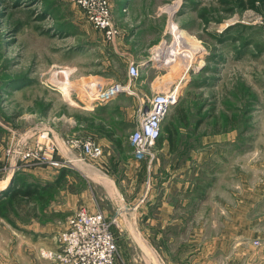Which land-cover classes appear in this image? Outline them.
<instances>
[{
    "label": "rangeland",
    "instance_id": "1",
    "mask_svg": "<svg viewBox=\"0 0 264 264\" xmlns=\"http://www.w3.org/2000/svg\"><path fill=\"white\" fill-rule=\"evenodd\" d=\"M107 2L119 29L112 40L70 0H0V264H58L42 249L58 253L60 232L51 231L86 208L85 195V210L102 211L109 222L115 264L119 243L135 245V256L143 255L139 246L165 244L164 237L118 234L122 206L111 200L147 196L150 180L181 161L193 184L198 172L205 194L189 232L202 228L206 244L243 249L264 229V0ZM176 36L173 55L151 60ZM133 62L143 64L132 93L95 102L98 91L129 82ZM175 88L151 163L135 158L128 137L142 101ZM56 134L72 146L74 162L57 153ZM88 138L105 144L97 160L82 153ZM47 139L54 151L39 149ZM67 165L72 170L56 177L42 170ZM28 184L38 192L8 197ZM260 246L252 244L254 258Z\"/></svg>",
    "mask_w": 264,
    "mask_h": 264
},
{
    "label": "crops",
    "instance_id": "2",
    "mask_svg": "<svg viewBox=\"0 0 264 264\" xmlns=\"http://www.w3.org/2000/svg\"><path fill=\"white\" fill-rule=\"evenodd\" d=\"M123 9H125V7L122 8V10ZM85 109L88 110V108ZM102 130H104V128H102ZM60 136V134L55 135L59 147V152L57 153H60L62 155L61 157L67 162H74L76 155L71 150L72 146L70 147V144H65L63 139H60ZM99 141L100 145L101 143L105 145L102 139H99ZM165 152L167 153L168 151ZM130 156L132 157L131 150ZM203 158V154L197 155V161L199 163H203ZM56 159L59 161L62 160L61 158ZM158 161L159 160L156 158L155 161H153L154 163L149 165L150 171L152 170L155 172L157 167H159ZM181 162L178 169L168 171L162 180L159 179L157 181L156 178L150 180L147 196L139 197L135 195V198H125L120 195L118 198L112 197V203L122 206L119 208L121 211L120 218L122 220L120 219V224L122 232H118V234H123L125 236H137L140 234L151 236L152 238H165V244L152 243L149 247L139 246L137 249H140V253L143 254L140 256L132 254L136 249L133 248L136 247L135 245L119 243L116 263L264 264V246H260L262 254L254 258L252 243L251 245H246L243 249L236 245H222L221 243L206 244L204 240V229L195 228L191 229L190 232L187 230L188 222L194 220V216L198 215L200 206L204 204L205 194L201 186L199 192L198 172L196 176L197 182L193 184L189 181V173L184 169L185 166H183L184 163L189 166L188 163L186 161ZM68 165L65 169L60 167H42V170L52 173L55 175L54 177H56L62 170H66V172L72 170L71 168H73V166L71 167ZM89 166L92 167V165ZM89 169L90 168H88V171H90ZM81 202V205L83 204L88 208V196L85 195ZM64 228L65 224L61 222L60 225L55 226V230L53 229L51 232H61ZM128 229L133 232L129 231L128 233ZM174 229L178 231L177 236L180 237L178 240L173 238L175 236ZM135 230H137V232H135ZM141 231H144V233H141ZM199 234H201L200 238H202L200 239V243H191L190 245L187 243L188 241L192 242L194 240L193 237L199 241ZM145 257L148 258L147 262L145 261Z\"/></svg>",
    "mask_w": 264,
    "mask_h": 264
},
{
    "label": "built area",
    "instance_id": "3",
    "mask_svg": "<svg viewBox=\"0 0 264 264\" xmlns=\"http://www.w3.org/2000/svg\"><path fill=\"white\" fill-rule=\"evenodd\" d=\"M84 12L87 20L97 29L103 32L106 39L112 40L119 29L112 21L110 8L107 0H70ZM124 10V9H123ZM141 65L131 63L127 67L129 82L126 85L116 83L97 92L93 100L98 104L108 103L120 94H131L133 82L141 75ZM176 88L173 91H161L151 100L142 101V106L138 109L136 127L130 133L128 140L132 147L135 158L144 159L149 157V163L153 159L152 151L160 136L162 122L178 99ZM39 149L42 151L43 145L46 149L53 150L52 144L47 139V143H40ZM82 145V153L91 160H97L102 156V148L91 138H88ZM44 157H51L43 151ZM42 157V156H41ZM45 161V160H42ZM53 166H63V164L52 161ZM57 240L61 249L57 254L49 251L46 253L42 249V256L57 261L58 264H115L116 243L110 225L102 211L88 212L80 209L67 217L65 228L58 233ZM254 246L264 244V229L259 236L252 241Z\"/></svg>",
    "mask_w": 264,
    "mask_h": 264
},
{
    "label": "bare ground",
    "instance_id": "4",
    "mask_svg": "<svg viewBox=\"0 0 264 264\" xmlns=\"http://www.w3.org/2000/svg\"><path fill=\"white\" fill-rule=\"evenodd\" d=\"M181 39V36H176L173 40V42L170 45H166L164 47V44L160 46L151 56V60H159L161 58L167 57L169 55H173L176 52V46L178 41ZM185 44L182 42L180 44V48H182ZM182 46V47H181ZM2 193V192H1Z\"/></svg>",
    "mask_w": 264,
    "mask_h": 264
},
{
    "label": "trees",
    "instance_id": "5",
    "mask_svg": "<svg viewBox=\"0 0 264 264\" xmlns=\"http://www.w3.org/2000/svg\"><path fill=\"white\" fill-rule=\"evenodd\" d=\"M49 185H51V184H49ZM39 188L40 187L35 185V184L34 185L28 184V185H25V186L17 185V187L12 190V192L9 194L8 197L14 198V199H16L17 197H20V196L30 197L31 195H33L36 192H38Z\"/></svg>",
    "mask_w": 264,
    "mask_h": 264
}]
</instances>
